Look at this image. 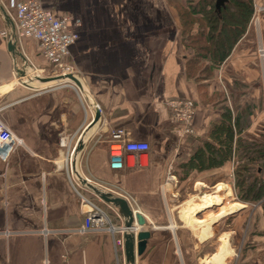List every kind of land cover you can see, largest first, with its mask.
<instances>
[{"label": "crops", "instance_id": "crops-1", "mask_svg": "<svg viewBox=\"0 0 264 264\" xmlns=\"http://www.w3.org/2000/svg\"><path fill=\"white\" fill-rule=\"evenodd\" d=\"M22 1L26 0H0L11 16L12 3ZM39 1L55 15L71 17L78 33L70 47L73 74L95 99L101 118L73 155L70 181L60 137H72L70 147H77L95 112L78 87L40 82L34 93L32 84L25 85L18 69L25 66L26 58L16 60L9 51L10 29L0 17V118L18 141L8 160L0 156V264H125L120 246L124 218L84 184L85 179L106 190L120 186L136 197L134 209L143 214V229L150 237L135 264H224L235 253L231 240L238 227L219 234L214 217L240 204L222 206L220 212L202 218L196 213L220 204L222 189L227 191L224 195L230 194L225 185L234 161L190 171L182 164L221 118L217 103L221 93L235 112L237 98L229 95L232 74L241 76L254 97H263L264 66L257 43H264V0H254L259 26H250L204 87L188 78L187 51L171 0ZM17 44L39 66L41 76L50 75L53 67H47L36 39ZM180 98L195 103L193 132L182 135L175 132L183 125L169 105ZM260 127H264V109L252 115L247 132L253 134ZM119 140L147 141L151 148L143 154L127 153L124 167L112 169L110 149ZM80 194L107 209L117 227L114 235L79 231L90 209ZM181 201H187L184 210ZM261 222L250 227L244 254L236 264H264Z\"/></svg>", "mask_w": 264, "mask_h": 264}, {"label": "trees", "instance_id": "trees-1", "mask_svg": "<svg viewBox=\"0 0 264 264\" xmlns=\"http://www.w3.org/2000/svg\"><path fill=\"white\" fill-rule=\"evenodd\" d=\"M171 0L181 24V42L187 51L185 67L190 80L204 87L232 54L246 34L254 13V0ZM233 75L229 95L237 98L235 112L219 97L221 118L208 128L206 138L182 166L205 170L219 167L236 159L240 199L259 200L264 213V128L261 138L249 134L252 115L263 106V99L252 95V90L239 74ZM206 83V84H205ZM247 184V185H246Z\"/></svg>", "mask_w": 264, "mask_h": 264}, {"label": "built area", "instance_id": "built-area-1", "mask_svg": "<svg viewBox=\"0 0 264 264\" xmlns=\"http://www.w3.org/2000/svg\"><path fill=\"white\" fill-rule=\"evenodd\" d=\"M14 8L13 21L16 28L18 43L22 44L23 39H36L40 52L48 65L53 66L54 71L60 74L73 73V68L68 64L71 56L70 47L76 41L78 33L71 25V17L65 15H55L52 11L46 9L39 0H26L22 2L12 3ZM257 54L259 60L264 61V43L258 42ZM27 58V57H26ZM27 60H29L27 58ZM30 62V60H29ZM26 64L28 67V75L41 76L38 69L32 62ZM30 70V71H29ZM42 77V76H41ZM69 86L75 87L72 83ZM173 115L177 118L182 127H176L175 132L179 135L193 132V116L195 114V103L192 99H176L170 103ZM72 137L62 135L60 137V145L66 148V164L67 174L70 181L74 178L72 158L76 150V146L70 147ZM116 139H120V135H115ZM18 145V141L10 127L0 118V156L8 160ZM150 143L147 141H117L110 149V167L112 169H122L125 164L127 153L143 154L150 150ZM108 191L124 198L130 207L137 205L136 197L122 189L120 186L108 188ZM82 203L89 205L90 209L86 214L85 223L79 229L81 233L90 230L96 232H109L115 234L117 227L112 224L106 211L96 204L94 201L82 196ZM45 233V232H44ZM117 246L120 241L115 242ZM121 250L125 251L124 244L120 243ZM116 251L118 252L117 248Z\"/></svg>", "mask_w": 264, "mask_h": 264}, {"label": "water", "instance_id": "water-1", "mask_svg": "<svg viewBox=\"0 0 264 264\" xmlns=\"http://www.w3.org/2000/svg\"><path fill=\"white\" fill-rule=\"evenodd\" d=\"M224 0H218L217 8H220ZM0 17H2L10 29L9 33V41H8V49L12 53L13 57L17 60V57H21L24 59L22 52L19 50L18 47V40L16 35V28L14 21L8 11L0 2ZM25 60V59H24ZM26 61V60H25ZM20 76H26L28 71L26 67L18 69ZM32 78L37 79L39 82H52V81H59V80H69L73 82L81 92H83L86 99L91 103L92 109L95 112L94 118L90 122V124L84 130L81 141L78 143L75 156H77L79 150L83 146V139L87 136V132L100 120L101 112L100 109L93 98V96L85 89L82 81L73 73L67 74H58L55 76H48V77H41L38 75H31ZM88 187H90L105 203L114 205L120 215L124 218V228L125 231L123 233L124 238V249H125V264H135L136 255H141L145 248L150 237V232L148 230L143 229L146 225L145 218L143 214L140 212H134L133 209L130 207L128 202L114 193L103 189L101 187H97L96 185L91 184L86 179L84 181ZM137 225L139 230H137Z\"/></svg>", "mask_w": 264, "mask_h": 264}, {"label": "rangeland", "instance_id": "rangeland-1", "mask_svg": "<svg viewBox=\"0 0 264 264\" xmlns=\"http://www.w3.org/2000/svg\"><path fill=\"white\" fill-rule=\"evenodd\" d=\"M257 11H259V9L255 5V1H254V13H253L252 17L250 18L249 28H250V26H253V25L255 27L259 26V22H258V19H257L258 17H257V14H256ZM258 33H259V29H258V32H257V37H258ZM257 47H258V43H257ZM22 55H23V53H22ZM24 58H26V57L24 56ZM26 61H27V63H31V61L29 62V60H27V58H26ZM67 62L70 65V67H74V65L70 62L69 59H68ZM260 63L262 64V66H264V61L261 60ZM34 65H35V63H34ZM35 66H37V65H35ZM24 67H28L27 64H25ZM37 67H39V66H37ZM43 67H45V66H43ZM47 67H53V66L52 65H49V66L47 65ZM58 74H60V72L52 70L50 75L48 74L45 77L55 76V75H58ZM28 76H29L30 80L36 81V84L32 86V91L34 93H37L38 92V85H41L40 82L37 79L32 78L28 74L26 76H24V77H28ZM57 83H60V84L72 83V84H74L73 82H71L69 80H59V81L55 82V84H57ZM24 84L25 85H30V82L26 81ZM75 87H77V86L75 85ZM262 99H263V106H262L261 110L264 109V95H263ZM258 110H260V109H258ZM255 113H256V111H255ZM251 124H252V121H251ZM263 128L264 127H260V129L258 128V130L255 131L253 133V135H255V137H257V138L258 137L261 138L260 136H262V133H263L262 129ZM233 161H234L233 173L228 177L229 178V183L227 185H225V186H227L226 189L228 191H230V194L227 195V196L224 195L223 193H225L227 191L222 192V190H223L222 189L221 191H219L220 192L219 194L223 195V198L221 199V203L220 204H215V205H213L211 207H208V208H206L204 210H201V211H198L196 213V216H198V217H201V216L206 217V216H208L211 213L220 212L222 206H228V205H231V204L237 203V202L240 204L239 206L233 207V209L228 211L227 213H223V214L221 213V215H219L217 217H214L218 221L217 223H218V227H219V234H223V233L227 232V230H230L234 226L238 227V228H236V229H238L237 230V237L238 238L236 237L237 239L235 238L234 241L231 240V244H233L235 246V253H233L230 256H228L226 258L224 264L225 263L226 264H236L237 258H239L241 255L244 254V246H247L248 236L250 235V230L249 229H251L250 227L253 226V225L259 224L261 221L262 222L264 221V213L262 212V206H261V202L259 200L254 201L253 199H248V200L243 201V200L240 199V193H239L240 190L238 189V187L236 185L238 162H237L236 159H233ZM224 164L220 165V167L223 166ZM219 177H222L221 172H220V176ZM224 178H226V177H224ZM214 184H216V183H214ZM221 184H224V183H218V185H221ZM215 186L216 185H213V188ZM209 189H210V185H209V188H206V190H209ZM195 201L198 202L199 199H195ZM179 206L181 207L180 210H184L186 208V206H187V201H181ZM103 209L106 212H108L105 207H103ZM108 214H109V212H108ZM109 216H110V219L112 220V217H111L110 214H109ZM112 222H113V220H112ZM200 224H202V223H200ZM245 242H246V245H245Z\"/></svg>", "mask_w": 264, "mask_h": 264}, {"label": "bare ground", "instance_id": "bare-ground-1", "mask_svg": "<svg viewBox=\"0 0 264 264\" xmlns=\"http://www.w3.org/2000/svg\"><path fill=\"white\" fill-rule=\"evenodd\" d=\"M30 71V70H29ZM24 81H29L30 82V85L32 84V85H35L36 84V81H34V80H30V78H29V76L28 77H24V79H23ZM56 81H52V82H48V83H55ZM93 128H91L88 132H87V135H88V133L92 130Z\"/></svg>", "mask_w": 264, "mask_h": 264}]
</instances>
